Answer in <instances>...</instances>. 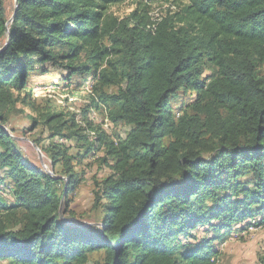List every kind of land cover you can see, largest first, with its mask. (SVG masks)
Segmentation results:
<instances>
[{
  "label": "trees",
  "instance_id": "1",
  "mask_svg": "<svg viewBox=\"0 0 264 264\" xmlns=\"http://www.w3.org/2000/svg\"><path fill=\"white\" fill-rule=\"evenodd\" d=\"M5 1L0 185L10 181L11 202L0 197V260L218 264L235 226L264 227V0H161L157 18L155 0H17L11 24ZM126 3L129 15L111 12ZM50 64L66 81L93 74L83 120L32 105L28 80ZM179 92L193 98L174 117ZM19 102L50 131L49 147L35 144L53 174L30 167L6 130ZM92 111L130 132L111 139L87 120ZM85 159L110 170L95 182L87 224L69 198Z\"/></svg>",
  "mask_w": 264,
  "mask_h": 264
},
{
  "label": "rangeland",
  "instance_id": "2",
  "mask_svg": "<svg viewBox=\"0 0 264 264\" xmlns=\"http://www.w3.org/2000/svg\"><path fill=\"white\" fill-rule=\"evenodd\" d=\"M160 5L161 0L153 2L152 6L156 10L151 14L152 17L156 16L157 18L160 15ZM5 6L9 19H11L15 8V0H6ZM133 9L134 6L132 4L126 3L113 7L111 12L123 18L129 15ZM48 67L50 69L48 74L35 72L28 80L29 87L33 91L30 98L32 105L42 111L50 108L58 109L66 115H75L78 121L83 120L86 115V106L89 105L88 97L95 83L93 74L77 75L70 81H66V72L58 67H52L51 64ZM192 98V95L189 93L179 92L171 100L170 107L174 117L182 114ZM34 109L19 102L9 117L6 130L16 139L18 147L25 159H27L30 167L43 169L53 174L54 171L48 156L35 144V140H39L45 147H49L51 145L50 131L41 125H34V119L39 117L34 112ZM87 120L94 121L95 124L102 126L108 132L111 139L125 137L130 132V127L124 123L111 124L107 120L105 112H89ZM58 141L54 140V142ZM61 142L63 143L64 141ZM69 145L74 146L75 143H69ZM72 153L83 155L84 152L83 149L74 148ZM98 153L96 154L98 157L103 155ZM76 170L86 175L74 193L69 197L71 203L70 211L75 212L76 218L80 222L87 224L89 223L88 221H92L87 216L93 215L92 206L95 182L106 177L110 173V170L104 164L93 159L82 160V162L77 164ZM3 177L4 173L0 172V178ZM10 188V181L7 179L0 185V197H3L8 202H11V199L7 196ZM245 227L239 225L233 228L228 240L220 247L221 255L218 259V264H259V258L264 257V227H248L246 230H243ZM197 234L202 237L204 232L201 229ZM182 241L184 243L188 242L184 238H182ZM0 264H9V262L7 260H0Z\"/></svg>",
  "mask_w": 264,
  "mask_h": 264
},
{
  "label": "water",
  "instance_id": "3",
  "mask_svg": "<svg viewBox=\"0 0 264 264\" xmlns=\"http://www.w3.org/2000/svg\"><path fill=\"white\" fill-rule=\"evenodd\" d=\"M17 8H18V1L15 0V10H14V13H13L11 19L9 20L8 24H11V23L14 21V18H15V16H16V12H17ZM9 42H10V37H9V35H8V36H7L6 43H5V46H4L2 49H0V52L8 46ZM61 219H63L62 214H61Z\"/></svg>",
  "mask_w": 264,
  "mask_h": 264
}]
</instances>
